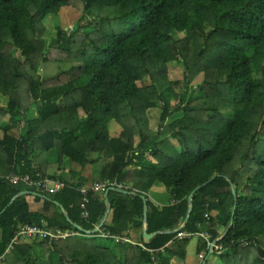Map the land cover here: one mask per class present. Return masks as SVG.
Instances as JSON below:
<instances>
[{
    "label": "trees",
    "instance_id": "16d2710c",
    "mask_svg": "<svg viewBox=\"0 0 264 264\" xmlns=\"http://www.w3.org/2000/svg\"><path fill=\"white\" fill-rule=\"evenodd\" d=\"M67 6L76 26L47 45L44 20ZM0 94V264H188L194 235L197 254L216 239L221 264H264V0H0ZM52 159L66 170L48 173ZM214 175L182 228L131 239L144 204L147 233L177 229ZM102 181L139 193L84 202L80 188ZM155 184L169 202L148 198ZM24 225L82 234L12 242Z\"/></svg>",
    "mask_w": 264,
    "mask_h": 264
},
{
    "label": "rangeland",
    "instance_id": "374dc122",
    "mask_svg": "<svg viewBox=\"0 0 264 264\" xmlns=\"http://www.w3.org/2000/svg\"><path fill=\"white\" fill-rule=\"evenodd\" d=\"M80 9L79 8H74V7H63L61 8L57 14H50L45 20H44V25H45V34L42 36L43 40L45 43L48 45L51 43V39L53 36L56 34V31L58 28H61L64 31H69L71 28L76 26V21L80 17ZM51 67H48L46 71L50 72ZM185 71L182 67V64L180 61H173L168 63V81L171 82V98L170 102L172 104L177 100V94L182 93L185 90ZM201 76H197L196 79L194 80L193 84V89L195 92L193 93L194 96H198L199 92L196 93L197 91V82H199ZM7 102V98L3 95L0 94V106H5ZM159 113H160V108L159 107H153L150 108L147 111V118H148V123L149 126L152 128L157 127L158 123V118H159ZM54 159H52V165L54 164L53 162ZM51 165V168L48 170V173H55L58 174L60 172H64L66 170V165H67V160L64 161V163L61 165V168H57V166L54 164L53 166ZM64 167V168H63ZM94 166L92 167V170ZM57 170H59L57 172ZM97 175V174H96ZM98 178L97 176L94 177ZM148 198L152 200L153 202L163 205L166 202H169V195L166 192V190L159 184H155L153 187H151L148 192H147ZM134 234L139 238L140 232L134 230ZM198 236L194 235L190 238L189 243L187 244V259L186 262L188 264H221L220 260L218 259V256L214 253L210 252V249L208 248L209 253H204V259H200L197 256L195 246L198 241ZM139 240H137L138 242ZM212 249V247H210ZM218 248V247H217ZM218 250V249H217ZM212 251V250H211Z\"/></svg>",
    "mask_w": 264,
    "mask_h": 264
},
{
    "label": "built area",
    "instance_id": "2783aa9c",
    "mask_svg": "<svg viewBox=\"0 0 264 264\" xmlns=\"http://www.w3.org/2000/svg\"><path fill=\"white\" fill-rule=\"evenodd\" d=\"M12 180V182H17L19 177L17 176H9ZM28 177V176H27ZM27 177H25L24 179L27 180ZM38 184H42V186L44 188H46V190L48 192H54L57 190L62 189L65 186V182L61 179H57V180H48V179H43L40 180V182H38ZM115 187L120 189V191L124 192V193H130V194H138L139 192L137 190H129L128 187H122L119 184H115V183H110L107 181H102V182H92L89 186L87 187H82L80 188V192L83 194V201L86 202L87 201V193L88 192H94V193H98V192H102L105 191L107 188L109 187ZM141 196H144V194H142ZM81 215L83 217L86 216V212H81ZM98 227V225L95 226V228ZM96 231H99V234L105 235V236H110V234L107 232L105 233L104 231H100L99 228H97ZM92 232V231H91ZM95 232V231H93ZM36 234H39L40 237H47L50 240H55V239H59V238H65L67 236H72L75 234L81 235L82 233L79 231H62V230H56V231H52V230H47L44 228H40L37 226H30V225H24L16 234V237H14L12 239V242L16 243L18 242V236H22L25 240L36 236ZM183 235V233H178V236L181 237ZM205 239H208L209 236L206 234H201ZM112 237L115 239V241L118 242H123V241H131L130 239L126 238V236H118V235H112ZM211 243H208V248L210 249L211 252ZM215 246V245H213ZM198 258L200 259H204V252L201 251L197 254Z\"/></svg>",
    "mask_w": 264,
    "mask_h": 264
},
{
    "label": "water",
    "instance_id": "95a60500",
    "mask_svg": "<svg viewBox=\"0 0 264 264\" xmlns=\"http://www.w3.org/2000/svg\"><path fill=\"white\" fill-rule=\"evenodd\" d=\"M214 177H215V175L212 176V177H211L210 179H208L207 181H205V182H203V183H201V184L195 186V188L189 193V195H188V197H187V201H188V210H187L186 216H185V218H184V220H183V223H182L177 229H175V230H172V231H158V232H154V233H147V231H146V229H147V226H146V218H145V212H146V210H147V207H146V205L144 204V208H143L144 218H143V226H142V240H143V242H144V243L149 242V240H150V239H151L156 233H169V232L177 231V230H179L180 228H182V227L185 225V223L187 222V220H188L189 213H190V209H191V201H192V197H193L194 193H195L198 189H200L202 186L206 185V184H207L212 178H214ZM110 189H111V190L120 191V189L115 188V187H109V188H107V189L104 191V193H103L104 201L106 202V204H107V194H108V191H109ZM231 190H232V192L234 193V189H233L232 185H231ZM142 198H144V197L142 196ZM144 203H145V199H144ZM108 210H109V208H107V210H106V212H105V215H104V217L102 218L101 223L105 220L106 215H107V213H108ZM101 223H100V224H101ZM100 224H99V225H100ZM99 225H98V227L94 228V229L92 230V232H93V231H96L97 228H99ZM74 226H75L76 228L80 229V227H79L78 225L75 224ZM215 242H216V239L212 241V243H211L210 246L212 247V246L215 244Z\"/></svg>",
    "mask_w": 264,
    "mask_h": 264
},
{
    "label": "crops",
    "instance_id": "0c3cea01",
    "mask_svg": "<svg viewBox=\"0 0 264 264\" xmlns=\"http://www.w3.org/2000/svg\"><path fill=\"white\" fill-rule=\"evenodd\" d=\"M140 233H141V235H142V229H141V232H140ZM130 237H131V239H132L133 241H137V240H138L137 237L135 236L133 230L130 231Z\"/></svg>",
    "mask_w": 264,
    "mask_h": 264
}]
</instances>
